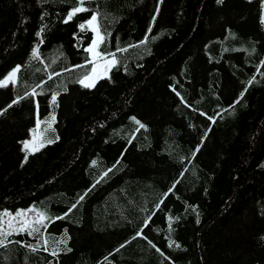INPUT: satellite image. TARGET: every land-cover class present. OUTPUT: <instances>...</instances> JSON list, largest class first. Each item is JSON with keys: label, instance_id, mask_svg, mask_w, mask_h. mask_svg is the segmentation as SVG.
<instances>
[{"label": "trees", "instance_id": "16d2710c", "mask_svg": "<svg viewBox=\"0 0 264 264\" xmlns=\"http://www.w3.org/2000/svg\"><path fill=\"white\" fill-rule=\"evenodd\" d=\"M93 14L117 62L86 88ZM14 68L0 213L49 217L0 264H264V0H0V81Z\"/></svg>", "mask_w": 264, "mask_h": 264}, {"label": "rangeland", "instance_id": "374dc122", "mask_svg": "<svg viewBox=\"0 0 264 264\" xmlns=\"http://www.w3.org/2000/svg\"><path fill=\"white\" fill-rule=\"evenodd\" d=\"M91 19V18H90ZM89 19V20H90ZM88 20V21H89ZM88 21L85 22V26L92 32V41L90 45L87 46L86 49H89L93 46V40H97V44L94 48L93 52H88V56L90 58L91 67L87 74L82 76L79 79V84L85 87L80 83L81 80H84L86 76L91 77V80L85 81V83H91L93 86L96 82L102 78H106L109 75L110 70L116 64L117 58L114 55L111 56H103L100 52V43L101 40L98 38L97 33H99V37L101 36L97 20L95 22L96 31H93L91 27L88 25ZM95 69V71H93ZM12 72H17V68L11 69L2 79V81H6L8 84L14 79H8ZM16 77V75H15ZM86 87V88H92ZM55 121V113H51L48 119V124H41L40 121L37 120L36 126L30 130L28 138H26L22 142V149L24 152V159L27 158L28 154L38 150L42 145L48 143L47 141L49 136L46 134L51 132V126ZM41 127V128H40ZM28 143V147L25 148V143ZM40 214L43 215L44 219L40 218ZM49 217V213L46 212L44 207H35L34 205H29L26 208H20L14 211L4 210L0 213V239L6 233H11L15 231H26L33 229H41L42 227H46V219ZM39 221V223H37ZM40 234H44L43 230H40Z\"/></svg>", "mask_w": 264, "mask_h": 264}, {"label": "snow or ice", "instance_id": "6c2138e0", "mask_svg": "<svg viewBox=\"0 0 264 264\" xmlns=\"http://www.w3.org/2000/svg\"><path fill=\"white\" fill-rule=\"evenodd\" d=\"M81 2H83V0H81ZM218 2H222V0H218ZM85 10L86 9H84L82 7H77L75 9H73V11L69 13L68 19L70 20L73 15H75L78 12L85 11ZM96 20H97V16L95 14H93L92 17H91V19L88 21V25H89V27L92 28L93 31H96V28H95V22H96ZM80 27H81V29H84L85 25L82 24ZM97 35H98V38L100 40H102V37H99V33H97ZM96 44H97V40H93V46L90 47L89 49H86V51L93 52ZM33 56H36V52L35 51L33 52ZM93 71H95V69H93ZM15 75H16V73L15 72H12L10 74V76L8 77V79H14L15 78ZM88 80H91V77L86 76L84 78V80H81L80 81V83L83 84L85 87H91V86H93L91 83H85V81H88ZM6 83H7L6 81L0 82V87L5 86ZM52 100H53V103H54L55 102V96H53ZM141 127H143V125H141ZM27 147H28V143L26 142L25 143V148H27ZM81 199H83V197H81ZM40 218L41 219H44V217H43L42 214H40ZM60 218H62V217H57V219H60ZM37 223H39V221H37ZM33 231H38V229H33ZM172 243H174V242L170 241L169 242V246H171ZM0 244H3V241H0ZM176 246L179 247L178 244Z\"/></svg>", "mask_w": 264, "mask_h": 264}]
</instances>
